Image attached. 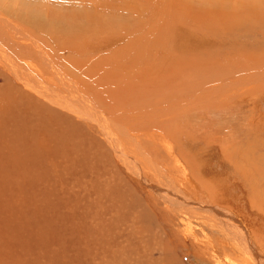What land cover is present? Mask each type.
<instances>
[{
  "label": "rangeland",
  "instance_id": "374dc122",
  "mask_svg": "<svg viewBox=\"0 0 264 264\" xmlns=\"http://www.w3.org/2000/svg\"><path fill=\"white\" fill-rule=\"evenodd\" d=\"M262 1L0 0L12 71L58 100L0 58V264L264 261ZM169 178L238 224L169 210Z\"/></svg>",
  "mask_w": 264,
  "mask_h": 264
},
{
  "label": "bare ground",
  "instance_id": "6f19581e",
  "mask_svg": "<svg viewBox=\"0 0 264 264\" xmlns=\"http://www.w3.org/2000/svg\"><path fill=\"white\" fill-rule=\"evenodd\" d=\"M257 1V0H256ZM235 2V1H234ZM262 3H264L263 1H262ZM242 5V4H241ZM243 7V6H242ZM251 8H253V7H251ZM250 9V8H249ZM239 10H241V9H239ZM252 10V9H251ZM260 11V10H259ZM67 12H69V11H67ZM258 12V11H257ZM251 13V12H250ZM212 14V13H211ZM113 15V14H112ZM75 16H78V18H80V16L78 15V13H76L75 14ZM208 16V15H207ZM0 58H4V59H2L1 61H2V63H3V65L6 67V68H4V70L7 72V73H9V74H11L12 75V79L14 80V81H18L19 83H21L23 86H24V88L25 89H27V90H31L37 97H38V99L39 98H41V99H43V100H45L46 102H47V104H48V102L49 103H54V104H58L57 103V99H55L56 100V102H55V100L53 99V97H50L47 93L48 92H43V91H41V90H39V89H37V88H35V87H33V85H32V83H31V81H29V79H28V82H27V80H26V78H25V76H20L21 74H17V73H15V72H13L12 71V69H13V66H14V61H13V59H11V55L5 50V49H2V48H0ZM11 64L13 65V66H11ZM0 78H2V79H7L2 73H1V71H0ZM3 83V82H2ZM4 83H6L5 81H4ZM9 84V83H8ZM8 84H6V90H9V92L8 93H15V91H17V90H15V89H13L12 87V89H11V91L12 90H15L14 92H11L10 91V89H9V87H8ZM5 85V84H4ZM10 85H12V84H10ZM3 86V85H2ZM16 86V85H15ZM37 86V85H36ZM0 92H2V90H1V86H0ZM5 93H7L6 91H5ZM3 95V94H2ZM28 97H30V96H32V95H29V94H26ZM1 96V95H0ZM35 98V97H34ZM7 99L10 101V102H13V103H17L16 104V106L18 107V108H20V107H22L20 104H23V95L20 93V92H17V93H15V95H11V96H8L7 95ZM26 99V98H25ZM4 100V99H3ZM40 100V99H39ZM42 100V101H43ZM7 102V101H6ZM66 103H67V101H65ZM29 103V102H28ZM71 103V102H70ZM1 104V103H0ZM4 104V103H3ZM30 104V103H29ZM31 104H33V105H37L36 104V101L34 102V103H31ZM45 104V103H44ZM65 104V103H64ZM68 104V103H67ZM67 104H65L64 106H66ZM2 105V104H1ZM11 105V104H10ZM63 105V104H62ZM3 106V105H2ZM5 106V105H4ZM46 106V105H45ZM58 106V105H57ZM63 106V107H64ZM63 107H61V108H63ZM28 108V107H27ZM45 110V109H44ZM46 111V110H45ZM68 111H76V112H79V113H75V116L76 117H78V119L79 118H81L82 119V116L84 115L85 116V114H93V116L95 117V118H93L92 116H91V118L93 119V122H96V120H99L100 119V117L98 116V114L95 112L96 110H95V108L93 107V106H86V107H84V106H77V105H75V104H72V105H70L68 108H67V112ZM25 116H27V115H25ZM86 117H87V115L85 116V119H86ZM88 118V117H87ZM89 118H90V115H89ZM88 118V119H89ZM65 119V118H64ZM23 120H25V119H23ZM44 121V120H43ZM24 122V121H23ZM101 125V124H100ZM44 129V128H43ZM47 129H48V125H47ZM52 130H54V129H52ZM56 133V135L57 136H59V134L61 133L60 131H57V132H55ZM53 135V134H52ZM53 137H54V135H53ZM64 139V138H63ZM73 139V138H72ZM106 140L108 141V139L106 138ZM122 159L127 163V170L132 174V175H136L138 178H141V177H139L140 176V173H139V167H137V165L134 163V161H133V159L131 158V157H128V156H124V157H122ZM130 165H132V167L130 166ZM128 172V173H129ZM138 173H139V175H138ZM135 176V177H136ZM163 177V176H162ZM162 177H160V178H158V179H162ZM165 177V176H164ZM170 179V178H169ZM167 179V181L164 183L166 186H168V188L166 187V186H164V185H161L162 186V188H158V186H157V188H155V186H153L152 184H150V183H148L147 181V183H145V185H146V187L148 188V190L149 191H151L152 192V194H151V196L152 195H155L156 197H157V199H159L160 201H162L165 205H167V207H168V209L170 210V209H175V208H177V207H179L180 208V210H184V207L186 206V210H188V211H191V212H194L195 214L196 213H199V214H201V215H204L205 217H204V219H208L207 217H209V219L211 218V217H218V218H221V220H222V222H223V224H227V225H229V224H233V223H235V224H238V220H237V217L234 215V213H233V215L232 214H230L229 212H222L220 215L218 214L219 213V211L221 210V209H219L220 207L219 206H208L207 204H204V205H202L200 202H199V200H197V199H194V200H192V199H190L191 200V202L190 201H187L186 200V197L187 196H185V195H188V193L187 194H185L184 193V191H183V193L181 192V190H179L177 187H176V185H175V183H173V181H172V179ZM161 182H163V180H161ZM160 185V184H159ZM193 191H195V190H193ZM192 191V192H193ZM195 194H196V192H194ZM194 193H193V195H194ZM198 195V194H197ZM188 196H190V194L188 195ZM192 196V195H191ZM197 197V196H196ZM153 198V197H152ZM155 198V197H154ZM156 203V202H155ZM141 209V208H140ZM165 210V209H164ZM178 210V209H177ZM171 211H173V210H171ZM187 213V212H186ZM188 214V213H187ZM198 214V215H199ZM229 214V215H228ZM138 215H139V213H138ZM197 215V214H196ZM215 215H217V216H215ZM199 219V218H198ZM224 219H226L225 221H224ZM239 219V218H238ZM201 220V219H200ZM221 220H219V221H221ZM139 221V220H138ZM208 221H212L211 219L210 220H208ZM242 222V221H241ZM240 222V223H241ZM244 225V224H243ZM243 225L241 226L242 228H243ZM226 226V225H225ZM35 227H38L39 229H36V230H34V235L33 236H42V233H41V231H40V226L39 225H36ZM147 227V226H146ZM239 228V227H238ZM244 228H245V226H244ZM243 228V229H244ZM247 229V228H246ZM224 230V229H223ZM232 230V229H231ZM235 230V229H234ZM233 230V231H234ZM246 233L248 232V231H245ZM237 233V232H236ZM246 233H244V234H246ZM232 235H234V234H232ZM240 235V234H239ZM246 235H248L249 236V234H246ZM246 235H245V237H246ZM247 236V237H248ZM241 237V236H240ZM242 237H244V235H243V232H242ZM244 237V238H245ZM243 239V238H242ZM241 238H240V240H242ZM249 240V239H248ZM251 240V239H250ZM245 241V240H244ZM247 241V240H246ZM253 241V240H252ZM235 242V241H234ZM213 243V242H212ZM248 243V245L251 243V241H250V243L249 242H247ZM238 244V243H237ZM244 245V244H243ZM253 245V244H252ZM258 245V244H257ZM257 245H255V246H257ZM218 246V245H217ZM246 246V245H245ZM243 247V246H242ZM259 247V246H258ZM212 249V248H211ZM220 249H221V247H220ZM246 249V248H245ZM250 250H252L251 249V247L249 248ZM214 250V249H213ZM215 250H216V248H215ZM256 250H259V248L257 249L256 248ZM248 251V250H247ZM260 251V250H259ZM216 252V251H215ZM245 253V252H244ZM249 254L250 255H252L251 256V259H253L255 262L256 261H258V262H260L259 264H263L264 263V261H262V256H260L259 257V255L254 251V250H252L251 251V253H250V251H249ZM259 254L261 255V253L259 252ZM246 255H247V252H246ZM258 255V256H257ZM263 255V254H262ZM248 256V255H247ZM254 257V258H253ZM264 257V256H263ZM256 258V259H255ZM259 258H260V260H259ZM258 262H256V264H258Z\"/></svg>",
  "mask_w": 264,
  "mask_h": 264
}]
</instances>
